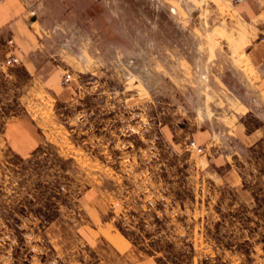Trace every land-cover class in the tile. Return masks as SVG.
Returning <instances> with one entry per match:
<instances>
[{"label":"rangeland","instance_id":"374dc122","mask_svg":"<svg viewBox=\"0 0 264 264\" xmlns=\"http://www.w3.org/2000/svg\"><path fill=\"white\" fill-rule=\"evenodd\" d=\"M23 1L57 82L0 69V131L40 134L0 137V264L43 261L51 225L91 264L96 211L158 264H264V0Z\"/></svg>","mask_w":264,"mask_h":264},{"label":"crops","instance_id":"0c3cea01","mask_svg":"<svg viewBox=\"0 0 264 264\" xmlns=\"http://www.w3.org/2000/svg\"><path fill=\"white\" fill-rule=\"evenodd\" d=\"M36 22L27 10L25 1L0 0V69H6L9 73L22 71L28 74L35 88L44 86L48 89L54 87L57 82V73L51 58L41 57V52H45L46 48L41 44L40 33L35 27ZM11 53L19 58L18 65H5V59ZM35 88L32 86L31 92L27 91L26 95L22 93L20 98L34 101ZM28 96H31V99ZM12 117L1 130L3 140L15 154L21 157L29 156L40 143L39 131L29 112H16ZM76 232L78 242H86L88 250L94 252L95 259L91 264H158L152 255L137 248L115 225L103 221L98 211L92 220L79 224ZM46 233L52 253L46 254L43 261L32 256V264H81L87 259L88 254L83 255L82 261L71 259L69 252L73 244L62 229L51 225L45 229ZM90 245L94 247L89 248ZM56 247L64 252L58 261Z\"/></svg>","mask_w":264,"mask_h":264},{"label":"built area","instance_id":"2783aa9c","mask_svg":"<svg viewBox=\"0 0 264 264\" xmlns=\"http://www.w3.org/2000/svg\"><path fill=\"white\" fill-rule=\"evenodd\" d=\"M6 65L8 66H13V65H18L20 63L19 58L11 53L5 60ZM70 81V77L66 76L64 80L62 81L63 84H66ZM2 136L1 131H0V137ZM193 144V143H192ZM197 150L200 151L201 149L197 147Z\"/></svg>","mask_w":264,"mask_h":264}]
</instances>
